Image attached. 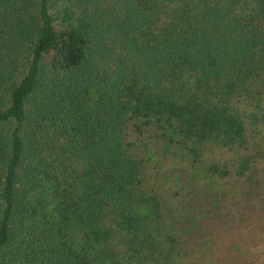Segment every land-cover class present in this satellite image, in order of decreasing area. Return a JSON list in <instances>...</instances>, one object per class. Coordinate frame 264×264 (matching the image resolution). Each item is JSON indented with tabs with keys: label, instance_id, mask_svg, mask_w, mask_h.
I'll use <instances>...</instances> for the list:
<instances>
[{
	"label": "trees",
	"instance_id": "trees-1",
	"mask_svg": "<svg viewBox=\"0 0 264 264\" xmlns=\"http://www.w3.org/2000/svg\"><path fill=\"white\" fill-rule=\"evenodd\" d=\"M218 185L264 199V0H0V264H200L178 193L217 216Z\"/></svg>",
	"mask_w": 264,
	"mask_h": 264
},
{
	"label": "rangeland",
	"instance_id": "rangeland-1",
	"mask_svg": "<svg viewBox=\"0 0 264 264\" xmlns=\"http://www.w3.org/2000/svg\"><path fill=\"white\" fill-rule=\"evenodd\" d=\"M135 151L138 152V150ZM143 152L147 153V150L144 149ZM214 153L219 155L218 149H215ZM150 155H152V153H150ZM185 165V158L183 159L178 156V158L175 159L169 154L156 155L153 159L147 161L144 174V185L149 189L158 187L162 198L167 201L166 206L168 209L172 207L171 201L173 204L178 201L174 193L180 188L179 186L188 179V175L183 169ZM203 182L204 181L200 179L199 183H192L195 187L191 189L197 188V192L204 191L207 186L202 187L201 183ZM225 187L226 186H217V191H215L214 194L219 199L220 196H223L222 193ZM252 190L254 191V189ZM184 193L185 192L178 193V198L182 199L183 206L181 208L185 210L186 216L180 225L174 224L175 228H178V226L190 228L193 231L192 235H205L210 242H214V244L218 243L219 248L214 249V252L210 254L215 256V262H217L219 258L223 259L221 264H241L243 260L246 262L247 260H251L252 263L261 261V258L264 257V249H262L261 244L256 242H254L256 243L255 247L253 246V241H256L258 238V236L253 237V235L257 232V220L261 218L264 221V199L261 201L259 197L254 198L253 196L252 198L246 197L244 199L240 197L237 200L234 198L235 194H228L227 197L224 198L223 196V198L220 199V205L216 211L217 216L210 215L204 217L202 215L203 210L199 208V205H195L197 203H194L190 197H184ZM205 196H209L212 199L210 194ZM207 204L208 206H212V202ZM260 208H262V212ZM260 224L261 222H259V225ZM261 225L263 227L264 222ZM234 242H236L238 246L248 247L250 250L247 256H243V259L236 260L242 257L241 255L234 257L236 251H232L229 256H225L222 253L225 245H231L234 244ZM190 253L193 254L194 252L191 251ZM212 256L203 258L200 264H212ZM192 260L193 259H190V261Z\"/></svg>",
	"mask_w": 264,
	"mask_h": 264
}]
</instances>
